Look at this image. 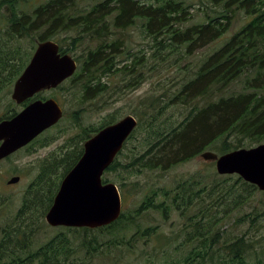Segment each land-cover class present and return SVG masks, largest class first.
<instances>
[{
  "label": "trees",
  "instance_id": "1",
  "mask_svg": "<svg viewBox=\"0 0 264 264\" xmlns=\"http://www.w3.org/2000/svg\"><path fill=\"white\" fill-rule=\"evenodd\" d=\"M85 1L47 0L42 3L37 0H0V9L4 4H10L11 7V35L4 36L3 47L0 43V61L3 56L11 55L9 58L14 61L12 78L22 71L27 62L24 60L31 54L23 57L18 48L14 49L24 36L33 37L38 33V40L44 41L55 38L60 32H71L73 34L65 39L66 46L63 45V39L56 38L64 52L72 53L73 48L83 45L86 39L96 43L95 47L86 48L83 63L82 55H76L80 65L70 78L71 82H82L84 98L92 99L108 89L107 81L103 80L105 76L118 72L129 74L131 78L127 87H137L146 79L144 68L149 61L146 56L148 51H141V55H137L126 50L122 39L110 40L118 29L142 21L143 32L152 38L158 50L171 48L177 51L181 47L187 55H191L226 34L236 11L243 10L250 17L222 46L203 59L198 68L193 70V77L170 94L172 102L181 103L186 108L190 106L184 119L167 129L161 128V123L152 126L151 120L148 134L151 130L153 135L150 141L157 138L158 142L152 146L146 144L143 155L131 156L129 161L116 157L106 171L122 169L132 174L137 165L149 169L160 166L169 168L189 161L207 149L222 154L264 142V0H210L222 7L217 15L206 14V21L186 27L184 24L191 18L192 5L185 0H150L149 3L147 0H94L90 5ZM20 54L21 64L18 65L15 57ZM118 55L121 56L120 60ZM164 56L161 52L153 53V57L164 59ZM239 79H243L242 91L232 95L222 94ZM166 95L161 94L147 107L163 108L168 103H159L164 101ZM200 99H207V102L199 105ZM16 112H6L4 118ZM152 118L156 120V116ZM113 122L115 120L110 116L100 126L88 128L83 139ZM140 126L144 128L139 123L129 140ZM245 139L246 145L242 142ZM80 148L81 145L76 146L66 156L45 162L38 178L28 187L15 215L0 222V264H70L71 258L77 253L68 236L71 232L74 233V239L82 240L90 253L101 245H107L108 249L126 245L118 238L100 243L94 235V229L113 234L117 233L120 225L131 223V218L124 212L116 221L98 228L63 226L67 231L58 232L44 243L37 244L39 223L49 226L45 222V214L53 203L60 178L76 164ZM62 166L64 174L55 178L54 173ZM200 177L196 172L185 180L183 176L176 180L177 184L170 188V192L176 193L178 197L170 200L171 205H165L167 213L173 209L194 213L199 207L203 216V221L192 224L191 237L197 239V244L178 263L207 264L210 261L211 264H264L263 241L252 236L247 238L246 232L232 238L222 236V226L232 206L245 204L254 192L260 191L259 188L237 174L218 175L216 171L209 175L201 173ZM104 182L111 181L104 178ZM153 192L157 193L156 190ZM161 203V200H155L153 208L162 209ZM150 205V197L147 196L140 208L136 209V215L150 209ZM2 206L3 202H0ZM222 206H226L225 212L217 213ZM34 208L39 210L37 214ZM206 217L207 221L204 220ZM247 217L256 230L257 220L264 217V209L262 212L244 214L239 220L246 221ZM153 234L150 232V235Z\"/></svg>",
  "mask_w": 264,
  "mask_h": 264
},
{
  "label": "rangeland",
  "instance_id": "2",
  "mask_svg": "<svg viewBox=\"0 0 264 264\" xmlns=\"http://www.w3.org/2000/svg\"><path fill=\"white\" fill-rule=\"evenodd\" d=\"M39 1L43 3L47 0H37V2ZM87 1L88 3H86ZM93 1L86 0L84 3L90 5L94 3ZM185 1L191 4L192 7L190 9L191 18L184 24V27L202 23L207 19L206 14L215 16L217 11L222 8L221 5H215L210 0ZM149 2L150 0H147V3ZM249 18L243 10L236 11L232 25L226 34L208 46L196 50L191 55H187L181 47L177 51L176 49L173 51L171 48L158 50L152 38L146 36V32H143L142 21H138L135 25L128 28L118 29L110 40L122 39L126 50L129 49V52H134L137 55H141V51H148L146 56L149 57V61L146 68H144L146 70V79L137 87H127L126 84L130 82L131 78L129 74L118 72L105 76L103 80L107 81L108 89L103 94L92 99L84 98L82 93L83 83L76 81L67 82L60 85L58 89L43 92L45 96L59 100L64 108V116L57 125L43 133L33 146L17 151L0 162V202H3V206L0 207V222L15 215L27 193L28 187L34 179L38 178L45 162H51L55 157L66 156L63 155L64 151L71 153L76 146L84 144L87 140L83 139L85 136L84 132L92 126H100L104 121L110 119V116L116 122V120L118 121L128 114H132L138 119L140 125L144 126V128L140 126L136 130L133 138L129 140L122 153L119 154L118 159L129 161L131 156L140 157L143 155L147 149L146 144L152 146L158 142L157 138L150 141V137L153 135L151 130L150 134H148L150 121L153 120L152 126H158L161 123V128L167 129L182 121L190 108V106L186 108L181 103L172 102L170 94L174 90L179 89L187 79L193 77V70L198 68L204 61L203 59L222 46ZM71 34L73 33L60 32L56 38L59 40L63 39V45L66 46L65 39ZM37 36L38 33L33 37L24 36L21 41L16 43L14 49L18 48L23 57L30 52L32 53L35 49L33 46L38 41ZM95 46V42L90 43L86 39L83 45L73 48L71 54L75 57L76 55H82L83 63L85 59L83 53L86 48ZM155 52L163 53L165 55L164 59L153 57ZM9 57L11 55L3 56L0 61V76L5 75L4 81L0 80V118L6 112L12 113L21 109V106L12 98L14 80L21 74L19 73L15 78H12L11 71L14 61ZM30 57L29 55L24 60L27 61L25 65L29 62ZM21 58V54L15 57L18 65L21 64ZM120 59L121 56L118 55V60ZM9 75L10 82L8 86H6L5 90H1ZM242 82L243 79H239L222 94L232 95L242 91ZM163 93H167V95L164 101L159 104L168 103L167 105H163V108L162 106L153 109H151V106L150 108L147 107L152 100H156ZM206 102L207 99L198 100L199 105ZM158 111L161 112L159 113ZM152 116H156V120ZM242 142H244V145L247 144L246 139L242 140ZM207 150L217 152L214 149ZM63 170V166L60 169L58 168L54 173V177L62 176L64 174ZM216 171L215 162L205 160L201 155L194 156L189 161L177 163L169 168L156 167L149 169L137 165L135 172L132 174L122 169L106 171L104 178L110 179L111 182L116 183L120 188L123 212L131 218V223L120 225L117 233L113 234L94 229V235L97 238V242L100 243L118 238V241L126 245L111 249H108L107 245H101L97 250L94 252L92 250L90 253L87 247L83 245L82 240L74 239V233L71 232L68 236L72 239L77 253L71 258L70 264H159L165 261L179 264L178 262L187 254L188 250L197 244V239L191 237V232L193 230L192 224H197L199 220L203 221L199 207L196 208L194 213L193 211L191 213L173 211L167 220L163 219L160 212L150 209L143 210L139 215H136V209L140 208L147 196L150 197L152 191L159 190L161 192L167 188L170 189L177 184L176 180L182 176L185 180V178L192 176L193 173L198 172L199 179H201V173L209 175L210 172L215 173ZM218 175L221 174L218 173ZM14 176H20V180L17 183L9 184L8 181ZM63 178H60V184ZM123 178L127 179L123 180ZM123 182L124 185L122 186ZM152 187L154 189H151ZM232 207L224 220L225 222L222 226L224 233L222 236L224 238H232L246 232L247 238L252 236L264 242V217L257 220L258 228L256 230L255 227L251 226L250 218L247 217L246 221L239 220L244 214L263 211L264 193L261 190L256 191L245 204ZM225 208L226 206L220 207L217 213L225 212ZM34 211L37 214L39 210L34 208ZM204 220L207 221L208 217ZM45 222L47 223L46 219ZM38 228L40 231L36 240L37 244L44 243L58 232L67 231L63 226H41L40 223ZM147 229L148 231L145 232ZM150 232H154V234L150 235ZM207 264H211V262L208 261Z\"/></svg>",
  "mask_w": 264,
  "mask_h": 264
},
{
  "label": "water",
  "instance_id": "3",
  "mask_svg": "<svg viewBox=\"0 0 264 264\" xmlns=\"http://www.w3.org/2000/svg\"><path fill=\"white\" fill-rule=\"evenodd\" d=\"M54 40L38 43L32 58L15 82L13 99L18 103L38 92L57 87L72 77L78 69L72 54L59 53ZM63 109L54 98L37 99L11 118L0 121V160L28 145L40 133L56 124ZM139 124L128 114L99 129L84 143L78 162L64 176L45 215L53 227L98 228L116 221L122 213V195L114 182H104L103 176L124 147L125 141ZM200 155L215 162L219 174H237L264 191V142L226 153L205 150ZM20 176L8 183H17Z\"/></svg>",
  "mask_w": 264,
  "mask_h": 264
},
{
  "label": "flooded vegetation",
  "instance_id": "4",
  "mask_svg": "<svg viewBox=\"0 0 264 264\" xmlns=\"http://www.w3.org/2000/svg\"><path fill=\"white\" fill-rule=\"evenodd\" d=\"M4 6V7H3ZM3 7V8H2ZM2 7H1V9H0V17H2V18H0V43H1V45H2V47L4 46V42H2L5 38H4V36H7V37H9L10 35H11V31H10V25H11V23H10V21L12 20V18H11V7H10V4H8V5H6V4H4V5H2ZM9 15H8V14ZM8 15V16H7ZM16 26V25H15ZM55 39V40H54ZM48 40H54V41H56V37L55 38H52V39H48ZM44 41H46V40H44ZM40 42H43V41H37V43H40ZM59 45H60V50H59V53H60V55L61 56H63V55H65V54H71L70 52H64L62 49H61V47H62V45H61V43H59L58 41H56ZM35 44V45H37L38 46V44ZM37 46H35L34 48L36 49L37 48ZM35 49L32 51V53L30 54V59L32 58V56H33V53L35 52ZM73 57L76 59V57L73 55ZM76 61H77V64L79 65V62H78V60L76 59ZM26 64V63H25ZM24 68V67H23ZM23 68H22V71H23ZM22 71L20 72V74L22 73ZM71 78V77H70ZM70 78H68V79H66V80H64L62 83H60L57 87H54V88H50V89H45V90H42V91H40V92H38L35 96H33V97H31V98H29V99H26V100H24V101H22L21 103H18L17 102V100H15V102L17 103V104H19L20 106H21V109L19 110V111H21L22 109H24L27 105H29L32 101H34V100H37V99H42V100H47V99H49V98H54V97H49V96H45V94L43 93V92H46V91H49V90H54V89H58L59 88V86L60 85H62V84H64V83H67V82H71L70 81ZM4 79H5V75H3V76H0V80H2V81H4ZM18 79V78H17ZM17 79H15L14 80V84H13V86H15V82L17 81ZM9 82H10V75H9V78H8V80H7V82L6 83H4V85L2 86V89L1 90H5V88H6V86H8V84H9ZM13 91H14V87H13ZM13 93V92H12ZM13 98V97H12ZM54 99H56V98H54ZM57 101H58V103L60 104V102H59V100L58 99H56ZM60 106L62 107V109H63V116H64V108H63V106L60 104ZM19 111H17V112H19ZM16 112V113H17ZM15 113V114H16ZM14 114V115H15ZM13 115V116H14ZM13 116H11V117H13ZM63 116L61 117V119L63 118ZM11 117H7V118H11ZM2 119H5L4 118V115L3 116H1V118H0V121L2 120ZM60 119V120H61ZM59 120V121H60ZM58 121V122H59ZM57 122V123H58ZM57 123L56 124H54L53 126H51V127H49L48 129H46L45 131H43L42 133H40L37 137H35L28 145H26V146H24V147H22V148H20V149H18L17 151H20V150H22V149H27V148H29V147H31V146H33V144H35V142L38 140V138L43 134V133H45L47 130H49L50 128H52V127H54L55 125H57ZM114 123V122H113ZM109 125V124H108ZM106 126V125H105ZM131 136V135H130ZM90 138V137H89ZM89 138H87V139H89ZM130 138V137H129ZM129 138L125 141V143H124V146H125V144L128 142V140H129ZM78 146H80V145H78ZM81 146H82V148H80L79 149V151H78V153H77V161L80 159V157L82 156V154H83V152H84V144H81ZM124 148V147H123ZM65 149V148H64ZM63 149V150H64ZM81 149H83V152H82V154H81ZM62 150V151H63ZM123 150V149H122ZM17 151H15L14 153H16ZM121 152V151H120ZM14 153H12L11 155H13ZM67 153L68 152H66V151H64L63 152V155H67ZM81 154V155H80ZM120 154V153H119ZM119 154H118V156H119ZM11 155H9L8 157H6V158H4V159H2V160H5V159H7V158H9ZM117 156V157H118ZM2 160H0V162L2 161ZM164 168L163 166H160V167H158V168ZM103 179H104V176H103ZM151 189H154L153 187L151 188ZM168 192H166V193H164L163 191L162 192H160L159 190L157 191V193L156 192H151L150 193V202H151V205H150V210H153V211H157V212H160L161 213V215H162V217H163V219H168V217H169V215H170V213H172L173 211H179V212H181L180 210H177V209H173L172 211H170L169 210V212L167 213V211H166V206L165 205H168V204H172V203H170V200L171 201H173L174 199H176L177 197H178V195L176 194V193H173V192H170V189L169 188H167L166 189ZM152 200V201H151ZM155 200H161V206L163 207L162 209H157V210H155L154 208H153V204H154V201ZM123 204V203H122ZM166 212V213H165Z\"/></svg>",
  "mask_w": 264,
  "mask_h": 264
}]
</instances>
